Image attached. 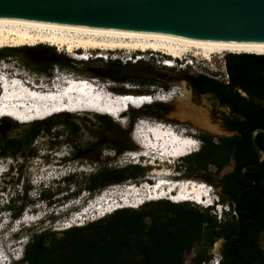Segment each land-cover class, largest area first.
Wrapping results in <instances>:
<instances>
[{
	"label": "trees",
	"instance_id": "1",
	"mask_svg": "<svg viewBox=\"0 0 264 264\" xmlns=\"http://www.w3.org/2000/svg\"><path fill=\"white\" fill-rule=\"evenodd\" d=\"M29 49L32 48H25ZM15 51L17 50L14 48L0 49V60L15 56ZM18 53L26 63V52ZM92 61L76 60L62 53H54L49 64L51 68L56 65L70 70H75V65L82 64L85 67L80 70L82 74L121 85L135 84L138 88H169L171 82L183 78L196 95H211L220 106L228 109L227 115L224 112L221 117H226V127L237 133L217 137L205 133L201 150L188 155L187 161L191 170H207L213 165L216 172H219L235 158L236 169L228 175V181L218 192L220 201L234 207L235 214L229 219L218 220L211 213L213 208L188 201L175 203L164 199L146 202L138 209L121 208L83 225L65 228L61 232L40 225L31 230L30 238L24 246L23 259L14 264H207L212 259L209 248L219 238L225 239L219 264H258L259 261L264 264V260H257L262 257V250L257 245L260 229L257 225L264 220V164L258 168L245 169V175L253 178L257 185L242 192L238 207L235 208L238 193L250 186L242 178L241 168L259 161L249 138L253 129L264 126V55L227 54L225 61L228 83L205 74L171 76L149 65L140 68L137 64H122L117 60L92 68ZM128 67L131 69L128 70ZM31 68L38 73L50 75L51 69L43 64ZM116 90L125 91L123 88ZM243 91L246 96L242 94ZM147 109L167 114L172 108L163 103L147 104L133 110L130 108L128 118L131 125ZM58 126L69 128L73 134L81 130L69 112L57 113L26 125L10 117L0 118V157L27 160L35 155L32 147L36 138L42 133H51ZM22 127L19 133H14ZM130 129L124 131L112 118L99 115L96 142L79 150L75 158L94 160L90 154L100 150L103 145L114 149L117 154L132 149L134 145L129 138ZM256 140L264 149V133H258ZM143 175V168L137 165L105 167L80 182L79 189L85 187L93 196L105 187L124 183L129 179H139ZM67 180L76 182L73 177H68ZM215 187L218 188L216 185ZM21 199L23 202L18 207L13 206L16 200L11 201L7 207L15 218L21 216L28 204L24 197ZM243 207L249 212L243 218H238L237 214ZM253 216L254 219L251 218ZM246 218H249L248 222L243 225ZM239 232L246 233L251 238L240 237ZM250 240L253 241L252 244H249ZM196 247L198 249L192 262L187 263L184 260L185 254Z\"/></svg>",
	"mask_w": 264,
	"mask_h": 264
},
{
	"label": "rangeland",
	"instance_id": "2",
	"mask_svg": "<svg viewBox=\"0 0 264 264\" xmlns=\"http://www.w3.org/2000/svg\"><path fill=\"white\" fill-rule=\"evenodd\" d=\"M25 48L32 49L25 50ZM14 49L17 50L15 51V56L9 57L5 60H0V69L4 70L3 67L5 66L9 69L10 75L14 76L15 73H18L19 77L27 76L30 78L31 82L41 84L40 86L45 87V85L42 84H46L47 81H50L48 84V86H50L53 84V81H55V77L62 78L61 74H64L67 75V78L94 79L95 82L99 79L101 82H108L110 85L109 90L118 94H148L152 88L157 89L161 87L144 86L138 88L135 84L127 83L121 85L90 74H82L80 73V70L85 68L82 64L75 65V70L61 69L56 65L51 68L49 61L53 59L54 53H62L73 58L69 53H66V51L62 50L59 52L57 47L41 44L36 47L26 46ZM19 51L26 52L25 56L28 57L26 63L22 60V57L18 53ZM98 53H102L107 56L108 59L106 60L105 58L95 57ZM136 54L143 56L144 59L137 63L133 62L130 58L135 59ZM227 54L229 53L225 52L215 54L209 60L202 56L196 57L187 55L182 59L176 60L177 65H175V67H167L166 69L164 68L166 66L163 65V61L167 56L159 52L148 51L144 53L137 51L136 53H128L125 50H91L88 52V55L92 56L90 59L93 60L90 64L92 68L101 67L104 63L110 60H117L122 64H137L140 68L149 65L171 76H180V74L185 73L191 75L205 74L208 76L213 75L214 78L223 81H226L227 69L225 59ZM190 63H192V65H190ZM39 64H43L46 68L51 69L50 75L49 73H38L31 68V66H38ZM127 69L130 70L131 68L128 67ZM177 85L185 89V96H187L189 90L191 91L190 100L188 101V99L184 96L171 103H163L170 105L172 108L167 114L163 111L157 112L153 109H147L144 111V115L137 118L131 125V120L128 118V114L131 110L138 109L132 107L131 110H128L127 113L121 116L122 120H120L121 117L119 120L112 118L114 123L122 128V130L126 131L131 128L129 138L134 147L132 149L124 150L120 154H117L114 149L103 145L100 150L94 152L93 154L91 153L92 155L90 154V157L94 160L89 158L82 160L76 159L74 154L76 155L79 150H83L90 144L96 142L95 132L98 129L99 116V114L93 112H77L74 114L71 113V115L81 128L78 133L73 134L69 128L65 126H58L51 133H42L36 138L32 147L35 155L29 157L27 160H23L21 158L0 157V255L9 256L11 259L10 264H14L22 260L23 258L19 259L15 257H17L20 253V250H23L24 253V246L28 242L30 232L34 227L41 225L42 227L49 228L52 231L61 232L63 229L67 228V222L75 212L85 207L91 198L105 189L113 192L122 191L124 185L146 182L148 179H150V181H152L151 183H153V180L150 178V173L155 168L150 165L153 160L146 157L138 158V155L136 158H132L130 155L133 151L140 149L138 144L139 142L135 139L136 137H134V129L136 125L139 124L137 127H143L146 124H149L148 126H156L157 123L162 122L167 125L169 124L175 126L178 129H192L196 132V137L199 138L201 142V146L199 147L200 149L196 150L194 154L201 150L204 144L203 136L205 133L216 137L228 136L227 133H214L201 129L198 124V118L205 115L211 120V122L221 124L220 119L222 113L228 112V109L220 106L211 95H202L200 97L196 95L186 79L182 78L170 83V87ZM116 88H123L125 91H117ZM182 114L186 116L182 118ZM140 122L142 123L141 125ZM21 124L26 125L28 123ZM22 129L23 127L16 130L14 133H19ZM127 165L140 166L144 170V175L139 179H129L124 183L113 184L105 187L93 196L87 188L83 187L79 189V183L84 182L89 177H92L93 174L101 167L119 168ZM169 168L176 175L174 178L181 180L193 179L198 182L203 181L209 184L214 189L215 195L219 198L218 192L221 187L216 188L214 183L206 181L203 178V174H206L209 178L216 181L219 180L220 171L216 172L213 165H210L206 172L202 170H191L188 166L187 157H185L173 159V164L169 165ZM228 169L229 164L224 167L223 172ZM188 172L193 173L192 176H186V173ZM68 177H73L76 182H69L67 180ZM114 185L117 187L111 188V186ZM75 192L79 194L73 196ZM23 197L24 201L28 204L21 216L15 218L12 216L10 209L7 207L13 200H16L13 206L18 207L20 203L23 202L21 199ZM220 202L221 201L219 199V203ZM221 205H224L227 208V210L223 211V214L218 212L215 208L211 210V213L215 214L218 220H224V218L229 219L234 216V207L228 203L222 202ZM141 206L135 209H138ZM90 216L94 217L95 215L89 213L88 217ZM23 217H25L24 220L20 219ZM93 220H96L95 217ZM93 220L83 221V224ZM221 244V240H216L209 248V251L212 254V259L211 262L207 264H213V259L221 258ZM262 246L264 248V238L262 239ZM197 249L198 247L185 254L184 260L187 263L192 262V258Z\"/></svg>",
	"mask_w": 264,
	"mask_h": 264
},
{
	"label": "bare ground",
	"instance_id": "3",
	"mask_svg": "<svg viewBox=\"0 0 264 264\" xmlns=\"http://www.w3.org/2000/svg\"><path fill=\"white\" fill-rule=\"evenodd\" d=\"M41 44L57 47L59 52L62 50L66 51V53H69L73 58L80 60H90L91 56L88 55V52L91 50H125L128 53L137 51L144 53L148 51L159 52L167 56L164 60L167 62L163 63L166 67H174L176 65V60L182 59L187 55L196 57L202 56L207 60L211 59L215 54L225 52L264 55V43L201 41L149 32L120 31L72 25H51L22 20L0 19V49L23 48L26 46L36 47ZM103 57L104 56H101V54L98 56V58ZM137 59H143V57H138ZM10 77L14 79L12 87L15 91L12 93V96H16L18 97L17 99H20L23 95L22 90L29 88L17 89V82L20 79L19 75L17 74ZM70 78L73 77H68L67 79ZM58 79L61 82L62 78L58 77ZM86 80L88 79L74 78L70 83H73L75 86H84L87 85ZM90 81L95 82L94 79ZM55 82L56 80L49 86V90H55ZM67 84L65 79L62 80V86ZM30 91L33 92V89ZM105 93L107 92L105 91ZM116 95L119 96L115 97V95L111 94L108 96L107 101L101 102L96 101L99 96L87 98L73 96L70 97V101L66 100L63 103L39 102L32 111L21 112V110L13 108L10 109L7 114L3 112L0 118H12L11 116H13L15 119H12L17 122L20 120L22 123H31L36 120L48 118L57 113L70 111L69 113L72 112L73 114L77 112H93L119 120L123 114H120V116L116 118V110L123 111L127 108L126 111H128L132 107L140 108L156 102L155 98L150 94L116 93ZM185 97L188 101L190 100L191 95L189 91ZM184 114H182V118L186 116H184ZM198 119V124L201 129L214 133L222 132L218 125L211 122L206 115ZM141 124L140 122V125ZM148 125L146 124L143 127L139 126L137 128H139L141 135L147 137L148 141H156L155 145L157 148L155 152L152 153L149 149L150 147L143 144L142 141L136 137L135 139L139 142L138 144L140 147L137 152L141 151V153H138V157H146L153 160L150 165L155 168L150 173V178L153 180V183L150 184L158 183V185H144L141 187L138 193V196L141 198H133V194L127 193V190H132L133 187H129L126 191L123 189L122 191L107 193L106 196L115 195L118 200L112 203L109 202L106 208L101 207L100 209L104 210L100 212V214L94 211L95 219L121 208H137L148 201L164 200L166 198L170 201H175V203L188 201L207 205L211 201L213 203L219 202L220 198L215 195L214 189L209 184L203 181L198 182L193 179L181 180L174 178L176 175L169 168V165L173 164V159H179L193 154L197 150L196 146H194L193 143L187 142L183 135L173 132L172 128L167 125H159L158 127L157 125ZM170 129L172 130L171 132L168 131ZM193 140L194 139H191V141ZM163 145H165L164 148H162ZM144 152H147L146 156ZM125 195H127L128 198L121 200L120 198ZM94 217L77 218L71 221L67 227L83 225V221L93 220Z\"/></svg>",
	"mask_w": 264,
	"mask_h": 264
},
{
	"label": "water",
	"instance_id": "4",
	"mask_svg": "<svg viewBox=\"0 0 264 264\" xmlns=\"http://www.w3.org/2000/svg\"><path fill=\"white\" fill-rule=\"evenodd\" d=\"M0 19L149 32L201 41L264 43V0H0ZM217 125L222 133H232ZM260 132L264 133V126L253 129L249 138L259 161L240 170L248 181L253 180L245 175V169L264 164V149L256 140ZM256 185L254 181L243 190Z\"/></svg>",
	"mask_w": 264,
	"mask_h": 264
},
{
	"label": "flooded vegetation",
	"instance_id": "5",
	"mask_svg": "<svg viewBox=\"0 0 264 264\" xmlns=\"http://www.w3.org/2000/svg\"><path fill=\"white\" fill-rule=\"evenodd\" d=\"M226 83H228L227 81H225ZM242 94L244 95V96H246V93L243 91L242 92ZM227 113L228 112H225L224 114L225 115H227ZM226 117H221V119H220V125H221V127L222 128H224L225 130H227V131H230V132H232L231 134H228V136H231V135H233V134H235V133H237V131H231V130H229L227 127H226ZM74 156H75V154H74ZM236 166H237V162H236V160H235V158H233V159H231V161H230V163H229V169L228 170H226L225 172H223V169H222V171H220L219 172V174H220V178H219V180H214V179H212V178H209L208 177V175H206V174H203V178L206 180V181H209V182H211V183H214L217 187H222V186H224V184L228 181V175L229 174H231L235 169H236ZM101 170L102 169H104V167H101L100 168ZM202 171H207V170H202ZM192 174L193 173H190V172H188V173H186V176H192ZM195 176V175H194ZM248 178H250V179H252L253 180V178H251V177H248ZM246 182H248V184H250V186L251 185H253L254 184V181H248V180H246V179H244ZM247 187V186H246ZM245 188V187H244ZM243 188V189H244ZM241 190L239 193H238V195H237V199H236V201H235V205H236V203H237V207H238V204H239V200H240V197H241V194H242V192L244 191V190ZM77 192H75L74 194H76ZM59 194V193H58ZM73 194V195H74ZM247 212H249V210L247 209V208H245V207H243L242 209H241V211L237 214V217L238 218H243L244 216H245V213H247ZM239 214H242V216H240ZM252 219H254V216L253 217H251ZM147 220H149V218L147 217L146 218ZM248 219L249 218H246V219H244V221H243V224L245 223V224H247V222H248ZM257 227L258 228H260L259 229V236H258V241H257V245H258V247L260 248V250H262V252H261V256L262 257H260L259 259H257V260H264V248H263V246H262V239L264 238V220H263V222H260L258 225H257ZM239 236L240 237H245V238H251L248 234H242V232H239ZM217 240H221L222 241V244H221V246H220V254H221V257H222V252H223V245H224V243H225V239L224 238H219V239H217ZM253 243V241H251L250 240V242H249V244H252ZM258 264H262V262H258Z\"/></svg>",
	"mask_w": 264,
	"mask_h": 264
},
{
	"label": "built area",
	"instance_id": "6",
	"mask_svg": "<svg viewBox=\"0 0 264 264\" xmlns=\"http://www.w3.org/2000/svg\"><path fill=\"white\" fill-rule=\"evenodd\" d=\"M140 60H143V59H136L135 62L140 61ZM190 65H192V63ZM209 76H213V75H209ZM228 80H229V77H228V74H226V81L228 82ZM149 93H151L150 95H152L155 98L156 100L155 103H171L186 95L185 89L178 85L172 86L170 88H164V87H160L157 89L152 88L151 91L148 92V94ZM220 260L221 258H215L212 260V262L213 264H219Z\"/></svg>",
	"mask_w": 264,
	"mask_h": 264
},
{
	"label": "clouds",
	"instance_id": "7",
	"mask_svg": "<svg viewBox=\"0 0 264 264\" xmlns=\"http://www.w3.org/2000/svg\"><path fill=\"white\" fill-rule=\"evenodd\" d=\"M101 88H102V90H103V92H104V94L105 95H107V96H110L111 95V91L109 90V83L108 82H106V83H104V82H101L99 79H97V82H96ZM105 91L107 92V93H105ZM169 125V124H168ZM170 127H172V128H175V129H177L179 132H181L182 134H187V135H189V136H191L190 137V140H188L189 142H191V143H193L194 144V146H196V148H197V150H199L200 148V146H201V142H200V140H199V138H197L196 137V132L195 131H193L192 129H183V128H181V129H178L177 127H175V126H172V125H170ZM191 139H194L193 141H191ZM130 153V152H129ZM130 155L132 156V154L130 153ZM46 187V186H45ZM224 210H227V208L224 206V205H222V207L220 208V213L221 214H223V211ZM20 252H21V255H19V258H23L24 257V253H23V250H20ZM16 258V257H15ZM10 263H11V259H10Z\"/></svg>",
	"mask_w": 264,
	"mask_h": 264
}]
</instances>
